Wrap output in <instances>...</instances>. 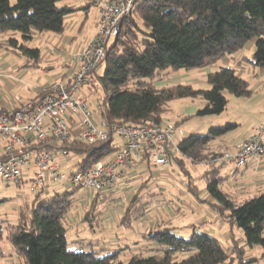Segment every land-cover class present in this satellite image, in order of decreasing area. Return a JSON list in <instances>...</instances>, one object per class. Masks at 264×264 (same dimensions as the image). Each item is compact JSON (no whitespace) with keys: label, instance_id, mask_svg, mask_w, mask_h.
<instances>
[{"label":"trees","instance_id":"1","mask_svg":"<svg viewBox=\"0 0 264 264\" xmlns=\"http://www.w3.org/2000/svg\"><path fill=\"white\" fill-rule=\"evenodd\" d=\"M91 4L97 7L95 0L83 4L65 0H0V37H4L0 48L24 57L25 65L40 67L41 51L28 42L46 32L62 34L66 17ZM110 39L100 62L103 71L94 70L102 95V118L109 123L142 126L162 121L170 100L196 101L193 113L176 120L179 127L193 117L220 115L226 109L227 94L246 98L252 95L250 81L237 66L229 64L219 63L205 75L207 88L190 82L165 81L179 70L214 65L238 53L250 40H254L253 50L241 62L256 69L257 75H264V0H136L129 15L119 20L117 34ZM238 126L239 123L229 121L206 132L196 130L180 135L178 152L170 154L171 163L180 167L188 180L195 178L186 162L221 152L213 150L211 142ZM61 148L79 157L77 168L70 172L86 168L114 150L109 140L87 143L73 139ZM219 168H207L201 173L204 189L212 199L204 200L230 225V240L234 243L230 248L198 223L179 225L170 221L147 227L136 240L114 248L105 247L102 239L80 235L68 239V215L76 205L80 188L67 182L69 186L43 196L42 191L50 185L34 189L31 203L20 206L17 222L6 223L5 228L10 225L6 234L10 254L18 260L17 264H231L234 257L240 264H251L256 258L243 257L245 246H259L264 257V192L241 201L234 199L221 189L223 177ZM148 181L144 179L128 199L119 225L132 227L146 216L148 203L155 194L143 192L149 187ZM187 186L196 192L195 184ZM97 195L94 194L81 219L90 229L102 212L96 207ZM234 227L242 231L243 244L234 238ZM2 237L0 224V240ZM10 254L0 246V264ZM125 254L128 258H123Z\"/></svg>","mask_w":264,"mask_h":264},{"label":"built area","instance_id":"2","mask_svg":"<svg viewBox=\"0 0 264 264\" xmlns=\"http://www.w3.org/2000/svg\"><path fill=\"white\" fill-rule=\"evenodd\" d=\"M135 1L95 0L97 33L79 51L66 55L65 76L13 107L0 103V180L17 181L29 170L25 175L32 189L68 182L81 190L107 194L142 162L162 171L170 167V154L178 152L181 132L170 118L138 126L109 123L101 116L102 95L94 70L106 55L108 40L117 34L119 20L129 15ZM73 139L87 143L109 140L114 150L111 157L86 168L60 173L57 159L67 161L70 153L61 145ZM258 157H264V121H258L237 144L203 163L207 168L244 167Z\"/></svg>","mask_w":264,"mask_h":264},{"label":"rangeland","instance_id":"3","mask_svg":"<svg viewBox=\"0 0 264 264\" xmlns=\"http://www.w3.org/2000/svg\"><path fill=\"white\" fill-rule=\"evenodd\" d=\"M10 1L14 2V0H10ZM65 1H73V0H65ZM73 2L75 3L76 1ZM71 17L72 18H68L65 20V25L66 26L68 25L69 20H75L77 24L71 27L70 26L66 27L64 29L65 31L64 34H55L53 32H46L43 34L36 35L31 41L28 42L29 45L36 46L41 51L42 61L40 63V67L25 65L26 59L24 57L11 54L6 51L5 58L2 59L0 64V72L3 73L1 82L3 83V86L6 89V90L4 89V92L8 97H11L15 94H19V96L25 98L32 97L35 94V92L38 90V89L36 90V88H41L53 82L56 79V77H58L60 74H62L65 71V67L63 66V63L65 64L64 61L66 60H64V58L66 55L73 54L76 51H79L81 47L86 45L95 37L97 33V20H98V8L95 5L91 4L86 13L85 10L80 9L76 13H74ZM50 35L52 36L64 35L62 36L63 39L65 38V36L72 38L71 42H66L63 45V49L66 52L65 56L62 55L61 57L60 56L58 57L54 55V53H52L55 52V43L58 40H55ZM111 41L112 39H109L107 45H109ZM4 51H5L4 49L0 48V54L3 53ZM251 52H252L251 50H249V52L244 51V53L247 55H250ZM240 62H238L237 65H241ZM219 63L220 62L205 67V70L202 72H200L198 69L191 70V72L186 70H179L178 72L173 73L170 76V79L165 82L167 83L190 82L192 85L196 87L207 88L208 84L205 82V78L203 79V77L205 76L202 73L207 72V70H209L210 67L212 68V66H215L216 68ZM49 64L50 67H47ZM4 65H8V66L4 67ZM13 65H17L18 67L13 68ZM245 66L246 68H248L247 64ZM103 67L104 65L100 64L96 68L97 73H101L103 71ZM239 68L240 66L238 67V69ZM239 70H242V68ZM183 74H185L186 77L183 76ZM187 74L190 75V77H188ZM244 77H246V75H244ZM157 83L159 84L158 81ZM227 97H228V103L226 109L222 112L223 114L220 115L228 116L230 118L231 116L236 117L238 114H243L236 107L240 99L230 94H227ZM180 103L181 102L179 99L170 100L168 102V109L166 113L163 114V120H165L166 118H170L174 122H176V120H179L181 118L180 114L186 110V105ZM194 103L198 104L196 101H194ZM220 115L193 117V119L190 120L191 122L190 121L189 122L191 125H195L196 121H200V120L206 121L205 123H209V122H213L211 120L212 117H223ZM212 126H218V125L208 126L207 124L205 127H203V130L201 132H206L208 128ZM229 134L231 135V132ZM182 136L183 135H181V137ZM111 155L112 154H109L107 157H111ZM207 158L208 157L203 158L197 162L192 160L186 162L188 170L195 177V178H189L190 180H188V177L185 176V173H182L180 171V167H178L175 163L173 164L171 163L170 167L166 168L163 171L160 169L157 170L156 168L151 169V166H148V168L145 171L147 172L146 173L147 176L144 175L145 178L141 177V179L135 178L133 181L134 184L130 188L132 189V192L126 190L125 193L128 191L126 197L125 198L122 197L119 200V203L121 205L115 204V206H113V208H117L118 206L121 207L119 208L120 215L115 216L116 217L115 220H110L109 219L110 216L106 217L107 220H104L105 218H103L102 220L99 219L100 220L98 221L99 228H97L98 226L96 227L97 225L96 224L93 229L96 230L97 232H93V230L90 232L89 231L90 228H89L86 234H91V235H86L84 237L87 239L99 238L98 229L100 231L103 230L105 236L111 235V237L107 239L109 243H106V245L110 248H114L120 245L123 246L125 243L129 242L125 239V236L131 237L132 240H135L139 237L141 231L146 229L147 227L154 226L164 221L165 222L170 221L173 224H179V225H192L194 223H198V225L202 227L203 226L209 227L210 231H213V229L215 228V233L218 235V237H220V239H222L224 243L228 245L229 248L232 247V244L234 243L231 242L230 240V234H231L230 225H228L225 222L222 223L221 222L222 219L218 215H216V213H214L210 207H208L207 204L208 202L205 201V200L208 201L212 200L211 197L206 193L204 189L205 186L204 180L203 178H201V173L203 172V170L207 169V167L204 166L203 163V161H205ZM78 160H79L78 155L72 152L69 153V160L67 161H65V159H62V157H59L57 159L58 163L60 164L59 172L69 173L71 170L76 169ZM200 168H202L201 171L199 170ZM26 173L27 172H25V174ZM25 174L22 175L21 182L0 180V224H3V237L0 240V246L5 251L7 250L11 251L10 242L6 238V234L8 229H10V225H8L5 228L6 223H11V222L16 223L19 216L20 206L22 204L31 203L36 193V191L30 187L29 180H27L26 178L27 175ZM146 178L149 179L148 181L149 187L145 188L143 192L149 190V192L151 191L150 193H155L159 191L158 193L162 195L163 198L161 197L158 199L155 198L156 201H158L157 203H153L152 199H150V202L148 203L147 206L148 214L142 217L138 222L133 223L132 227L130 226L126 228L122 225H119L120 217L124 212L128 199L137 189L138 183H142ZM230 181L231 179L227 181L224 180L223 183L221 184V187L224 188V190H228L225 189V186L227 188L230 187ZM160 182L161 184H158ZM189 183L196 185V187L194 188L196 192H192L191 190H189L187 186L189 185ZM67 186H69V184L65 186L64 183H57L52 185V187H47L44 191H42L41 194L43 196L54 191L62 190ZM229 190L231 191L232 189ZM203 198H205V200ZM195 201L196 202L198 201V204H196ZM101 209H103L102 206ZM80 219H81L80 216L79 218L77 217V220L79 222H81ZM118 219H119V223H116L118 222ZM68 221L70 222V225H68L67 228V238L70 239L73 237L74 232L71 227V224H73L71 219H68ZM108 228L111 230H107ZM233 234H234V238L239 244L244 243L242 239V231L239 228L234 227ZM114 241L115 243H113ZM128 256L129 255L125 254L123 255V258H128ZM243 257L244 258L255 257L256 260L251 262V264H264V257L261 256V250L259 246H253V247L245 246V252ZM1 261L2 264H17L18 262V260L14 258L12 262H10L9 260H5V258H2ZM231 264H240L238 258L234 257ZM246 264H250V263H246Z\"/></svg>","mask_w":264,"mask_h":264},{"label":"crops","instance_id":"4","mask_svg":"<svg viewBox=\"0 0 264 264\" xmlns=\"http://www.w3.org/2000/svg\"><path fill=\"white\" fill-rule=\"evenodd\" d=\"M73 1H76L75 2L76 4H83V3L87 2V0H73ZM73 1H67V2L74 3ZM88 8L85 9V13L87 12ZM72 15L73 14L68 15L66 17V19L72 18L71 17ZM76 24L77 23L75 20H69V23L67 26L65 25V28L68 26L71 27V26L76 25ZM64 32L62 34H64ZM50 36H52V35H50ZM62 36H64V35L52 36L55 40H58V41H56L57 44L55 43V52H52V53H54V55H56L58 57L59 56L61 57L62 55L65 56L66 52L63 49V45L66 42L72 41V38L65 36V38L63 39ZM1 40H4V37H0V41ZM253 44H254V40H250L249 42L246 43L245 47L242 50H240L238 53H236L234 55L226 56V57L222 58L221 61H219L220 64H224V65L229 64V65H235L237 67L240 66L239 69L242 68V70H239V72L243 76L246 75V77L250 81L252 95L248 98L237 97L240 100L238 99L239 101H238L236 107L243 114H238L236 117L231 116L230 118L228 116H223V115H220L223 117H212L211 120L213 122H209L211 124L205 123L206 121L200 120V121H196L195 125H191L190 120L193 119V118H191V119L183 122V124H181L179 126V129L181 131L180 135L185 136L189 132L196 131V130L202 131L203 127H205L207 124H208V126L209 125H220V124H223V123L229 122V121L239 123V126L235 130L230 131L231 135L229 134L230 132H228V133L224 134L223 136H220V137L214 139L211 142L210 147L215 151H220V150H225V149L231 148L232 146L237 144L242 138L246 137L247 135H249L251 133L254 125L258 121H264V75H257V70L252 68V67H249L248 64L244 61L241 62V65H236V64H238L237 62L240 61V59H242L241 57L247 55L244 53V51H246V52H249V50L252 51ZM246 48L248 51L246 50ZM5 54H6V51H4L3 53L0 54V64H1L2 59L5 58ZM65 58H66V56H65ZM65 58H64V60H65ZM246 64H247L248 68H246V66H245ZM7 66L8 65H4V67H7ZM63 66L65 67V71L62 74H60L58 77H56V79H60V78H63L65 76V74L67 72V67L65 66L64 63H63ZM16 67H18V66L13 65V68H16ZM47 67H50V64ZM214 68H215V66H212V68L210 67L209 70H207V72L202 73V74L205 76L209 71L213 70ZM198 70L200 72H202L205 70V68L198 69ZM189 72H191V71H189ZM2 75H3V73L0 72V103L3 106L10 108V107H13L15 104L19 103V101H22V100H25L28 98H32L36 95L37 91L35 92V94L32 97H26L25 98V97L19 96V94H15L11 97H8L4 92L5 87L3 86V83L1 82V79L3 77ZM183 76L186 77L185 74H183ZM188 77H190V75H188ZM204 78L205 77H203V79ZM160 83H163V82H160ZM49 84H47V85H49ZM47 85H45V86H47ZM45 86H43V87H45ZM37 89H40V88H36V90ZM16 97L19 100H16L15 99ZM179 100L181 102L180 104L186 105V110L184 112H182L180 115L191 114L196 110L197 104L194 103L193 101H191L189 99H185V98L179 99ZM221 114H223V113H221ZM147 168H148V165H146L143 162L140 163L135 170L127 171L120 178V180L112 186L111 191L109 193H107V194H99L98 193V195H97L98 199L96 202V207L97 208L100 207L98 209L101 210V206H102L103 209L101 210L102 212L100 213L99 217L97 218V221H96L97 225L95 224L96 227L98 226L97 228H99V225H98L99 222L98 221L102 220L103 218H105L104 220H107L106 217L110 216L109 217L110 220H115V218H116L115 216L120 215L119 214V212H120L119 208H121V207L118 206L117 208H113V206H115V204L121 205L119 203V200L122 197L125 198L126 195L128 194L127 193L128 191L132 192V189H130V188L133 186V184H134L133 181L135 178L141 179V177L144 178V175L145 176L147 175L146 174L147 172H145ZM151 169H154V168L151 167ZM199 170L201 171L202 168H200ZM27 172H29V170H27ZM219 175L223 177V181L224 180L227 181V180L231 179V181H230V187L231 188L230 187L227 188L225 186V189H228V190H224V188L221 187V189L224 192L230 194L236 200H240V201L245 200V199L251 197L253 194H256L258 192H264V157H258V158L253 159L250 163H248L244 167H236V166L231 165V164H226V165L219 168ZM223 181H222V183H223ZM64 184L66 186L68 183L66 182ZM139 184L140 183H138V186H139ZM158 184H161V182ZM156 185H157V183H156ZM48 187H52V186L50 185ZM229 189H232V190L230 191ZM126 190H128V191L125 193ZM47 192H48V190H47ZM148 192H149V190H148ZM158 192H155L154 196L151 198L153 203L158 202V201H156V199H158L160 197L163 198V196L160 195ZM94 194L96 195L97 193L96 192L92 193L90 191H85V190H81V189L77 193V197L75 200L76 205L73 207V209L71 210V212L68 215V219H71V221L73 223V224H71L72 230L74 232L73 236H75V235H83V236L91 235V234H86L88 232L87 230L90 228L88 223L82 222V221L79 222L77 220V217L79 218V216H80V218L82 219L84 211L86 210V206H88L92 202ZM203 199H205V198H203ZM106 200H109V201H106ZM188 204H189V202H188ZM196 204H198V201L196 202ZM79 210H80V212H79ZM71 214H73V215H71ZM221 222L224 223L222 220H221ZM116 223H119V219H118V222H116ZM115 228H116V226H115ZM204 228L207 229L209 232L217 235L215 233V228L213 229V231H210L209 227H204ZM93 229L91 228L89 231L91 232ZM107 230H111V229L108 228ZM98 231H99V233H98L99 238H94V239H102L101 241H102L103 245L107 248H110L106 245V243H109L107 241V239H109L111 237V235L105 236L103 230L100 231L98 229ZM93 232H97V231L93 230ZM125 239L129 242L134 241V240H132L131 237H128V236H125ZM113 243H115V241ZM6 253L10 254L11 251L7 250ZM13 258L14 257L11 256V254H10V256L5 258V260H9L10 262H12Z\"/></svg>","mask_w":264,"mask_h":264}]
</instances>
